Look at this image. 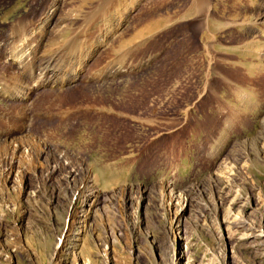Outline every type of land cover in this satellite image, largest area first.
Wrapping results in <instances>:
<instances>
[{
    "label": "rangeland",
    "instance_id": "374dc122",
    "mask_svg": "<svg viewBox=\"0 0 264 264\" xmlns=\"http://www.w3.org/2000/svg\"><path fill=\"white\" fill-rule=\"evenodd\" d=\"M0 67V264H264V0H0Z\"/></svg>",
    "mask_w": 264,
    "mask_h": 264
},
{
    "label": "bare ground",
    "instance_id": "6f19581e",
    "mask_svg": "<svg viewBox=\"0 0 264 264\" xmlns=\"http://www.w3.org/2000/svg\"><path fill=\"white\" fill-rule=\"evenodd\" d=\"M20 29V28H19ZM17 30V29H16ZM13 36V35H12ZM21 38V37H20ZM11 41V40H10ZM83 42V41H82ZM77 43V42H76ZM72 45V44H71ZM77 45V44H76ZM80 45V44H79ZM74 46V45H73ZM77 48H78V45H77ZM9 49V48H8ZM76 49V47L74 46V49H72L71 51H73V50H75ZM16 52H17V54L16 53H13V54H16V55H12L10 52L8 53V54H10V55H7V57L8 58H10L11 60H13V61H15V63L17 64V66H19L21 69L20 70H22V69H26V67H25V63L23 62V59H21L20 61V63H18V59L17 58H21V56H22V54L24 53V52H20V50L19 51H17V49H16ZM55 57V56H54ZM73 57V56H72ZM53 58V57H52ZM51 57L49 58V60L47 61V62H45L46 63V65H45V67H44V69L47 71V70H50V71H52V65H53V62H52V60L54 59H52ZM52 59V60H51ZM75 59V58H74ZM71 60H72V58H71ZM55 62V61H54ZM27 63V62H26ZM28 65V64H27ZM54 66L56 67L57 66V63L55 62L54 63ZM5 67V68H4ZM1 68V67H0ZM2 68L5 70V71H7V65H2ZM17 68V67H16ZM31 68V67H30ZM32 69V68H31ZM4 71V73H6ZM29 71V70H28ZM31 74V73H30ZM73 75V74H72ZM72 75H71V77H68V78H64L63 80H62V82H68L71 78H72ZM2 79H3V82H1L0 81V94L1 95H3V97H4V99H7V100H11L12 98H14V97H22V95L23 94H20V96H19V92L18 93H16L17 95L16 96H12L11 98L10 97H8V95L10 96V94H8V93H2L3 92V90H4V88H7V87H5L6 85H7V83H8V81H5V78H4V76L2 77ZM6 79H7V76H6ZM39 79H41V78H39ZM8 80V79H7ZM56 80V79H55ZM11 82H13V81H11ZM38 82V81H37ZM55 82V81H54ZM39 83H40V81H39ZM10 84V83H9ZM12 84V83H11ZM12 85H14V82H13V84ZM32 86V85H31ZM9 87V86H8ZM36 87V86H35ZM17 88V87H16ZM33 88V87H32ZM10 89V88H9ZM18 89H19V87H18ZM7 90V89H6ZM5 90V91H6ZM14 90V89H13ZM17 90V89H16ZM15 90V91H16ZM10 91V90H9ZM12 91V90H11ZM8 94V95H7ZM12 95V94H11ZM13 102V101H12ZM11 102V103H12ZM10 106V105H9ZM69 177V176H68ZM78 192V191H77ZM74 194H75V192H74ZM65 239V238H64ZM62 240L61 241V245H64V243H65V240Z\"/></svg>",
    "mask_w": 264,
    "mask_h": 264
}]
</instances>
